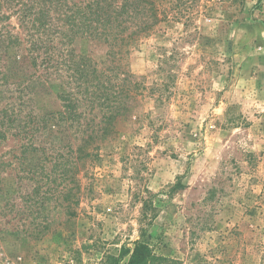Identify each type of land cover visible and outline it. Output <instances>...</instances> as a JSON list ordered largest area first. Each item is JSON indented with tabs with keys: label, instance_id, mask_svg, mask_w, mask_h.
I'll return each instance as SVG.
<instances>
[{
	"label": "rangeland",
	"instance_id": "obj_1",
	"mask_svg": "<svg viewBox=\"0 0 264 264\" xmlns=\"http://www.w3.org/2000/svg\"><path fill=\"white\" fill-rule=\"evenodd\" d=\"M156 3L163 19L109 85L121 115L77 163L101 114L59 119L57 75L0 8V264H115L136 241L166 264H264V0ZM77 51L116 68L106 45ZM50 157L75 162L70 209Z\"/></svg>",
	"mask_w": 264,
	"mask_h": 264
},
{
	"label": "trees",
	"instance_id": "obj_2",
	"mask_svg": "<svg viewBox=\"0 0 264 264\" xmlns=\"http://www.w3.org/2000/svg\"><path fill=\"white\" fill-rule=\"evenodd\" d=\"M4 5L18 15L21 26L34 33L30 36L31 56L28 58L34 64L41 59L45 75L55 74L59 79L57 98L62 104L59 119L69 127L74 123L79 127L80 120L93 109L101 114L98 129H87L86 123L85 139L72 149L75 162H82L91 156L87 149L93 140H104L113 121L121 115L124 90L121 88L112 93L109 85L112 78L116 79L122 73L120 64L131 48L163 19L156 0H0V8ZM85 40L106 45L107 62L114 63L116 68L100 69L98 62L78 52V44ZM0 74L5 76L2 70ZM49 161V171L43 177L49 182L57 172L63 183L68 179L62 187L65 193L61 200L70 209L71 188L67 185L72 179L68 173L75 162L69 166L66 158L59 160L56 157H50ZM40 167L45 169L44 164ZM47 229L48 223L40 233ZM126 257L125 264H166L168 261L139 241L134 242L132 249L123 248L115 264Z\"/></svg>",
	"mask_w": 264,
	"mask_h": 264
}]
</instances>
